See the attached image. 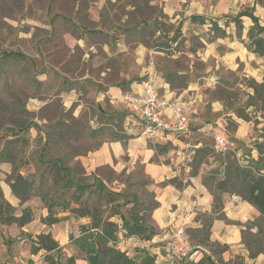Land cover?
I'll return each instance as SVG.
<instances>
[{
	"label": "crops",
	"instance_id": "0c3cea01",
	"mask_svg": "<svg viewBox=\"0 0 264 264\" xmlns=\"http://www.w3.org/2000/svg\"><path fill=\"white\" fill-rule=\"evenodd\" d=\"M246 7L264 24V8L253 0H0V48L8 39L26 59L21 64L24 80L10 79V85L23 82L28 93L9 102L11 113L23 119L22 114L45 103L33 97L34 79L43 94L58 89L65 106H78L83 97L93 103L92 118L106 136L76 159L107 186L128 177L151 193L154 206L146 217L156 264H190L199 251L183 259L169 257L171 235L176 226L194 229L205 218H211L210 242L225 247L224 262L264 264V251H253L248 242L249 235H257L260 212L240 195L217 187L226 173L227 152L219 153L212 137L216 132L225 135L232 142L228 153L242 167L249 158L257 165L258 148L264 157L263 113L251 106L245 109L247 118L234 112L253 93L249 80L264 78V56L247 47L253 22L238 15ZM151 50L160 73L159 94L186 107L187 131L179 138L139 136L129 111L115 101L123 93L141 92ZM228 73L244 81L229 82ZM26 128L25 121L8 137L16 138ZM11 162L12 156L0 148V194L19 216L31 200L21 203L12 192ZM258 165L264 170V162ZM43 210L23 226L2 227L18 226L25 232L23 240L50 232L64 246L68 241L52 233L58 227L37 217L45 216ZM121 242L129 249L141 243L129 238ZM0 264H42V259L29 248L13 251L0 238ZM75 264L86 262L77 259Z\"/></svg>",
	"mask_w": 264,
	"mask_h": 264
},
{
	"label": "rangeland",
	"instance_id": "374dc122",
	"mask_svg": "<svg viewBox=\"0 0 264 264\" xmlns=\"http://www.w3.org/2000/svg\"><path fill=\"white\" fill-rule=\"evenodd\" d=\"M259 6L264 8L261 5ZM253 10L246 7L240 10L238 15L248 16V14H253ZM254 16L257 17L258 21L262 20L259 16ZM4 41L5 44L0 48H4V54L0 58V67L3 69L0 72V148L6 150L8 157L12 156L13 162L11 163L18 167L21 174L34 180L35 191L39 192L41 196L37 197L35 195L30 198L31 207H24L27 211L26 214L30 213L33 216L40 207L44 209L43 212H46L45 216L40 217L39 215L37 217L48 223L49 226L54 223V226L58 227L52 233L58 235L59 241H68L64 245V252H62L67 256V254L72 253L70 235H76L79 224L85 222L86 219H75L69 209L63 205L65 200L72 198L74 192V187L66 188L64 181L71 177L73 180L79 179L85 183H98L99 180L92 179V176L83 170L76 157L96 147L100 139L106 136V133L103 131V126L95 125L96 121L92 118L93 103L87 98L83 97L82 102L78 103V106H76L77 103L65 106L58 96V89L55 91V89L49 88L43 94L41 92L42 88L38 85L36 79L33 80V97L45 103L41 106L38 104L40 107L34 109L32 113L22 114L21 117L23 119L14 118L17 114L11 113L9 102L13 101L14 98H18V96L23 97L25 91L28 93V86L25 88L23 82L22 85H19L15 81H12V85H10V79L22 78L24 80L25 70L24 67L21 68V64L25 63L26 59L14 46L8 44V39ZM19 44H21V40L17 43V45ZM28 46V43L25 42V47L27 48ZM227 76L229 82L244 81L231 73H228ZM238 106L244 105L240 104ZM13 108H15L14 103ZM73 113H76V115H73ZM245 114L247 113L245 112ZM260 116L264 118V114H260ZM25 121L27 122V128L18 137L9 138L8 136H11L12 129L24 124ZM29 127H32V131ZM47 133L50 135L49 141L45 140ZM226 158L229 167L233 168L235 159L232 158L231 153L227 152ZM258 158L264 162L263 156ZM58 162L64 163L66 171L59 169ZM117 179L118 181L121 179L120 182H123L116 186L103 184L113 190L117 198L106 206L105 214L111 215L112 206L115 203L119 204L118 202L122 200L132 198L135 199V202L127 201L126 204L118 206L123 215L127 216V210L134 208L143 209L141 212L142 216L146 214L145 212L148 213L154 204L151 193L144 187L131 182L128 177H118ZM95 198L96 195H92L91 201L95 200ZM101 203L104 204V200ZM71 204L73 205L74 203ZM14 209L16 210V208H13V213L15 212ZM24 209H21L22 213ZM116 218H118L117 215L110 216L111 220H116ZM18 226L4 228L0 225V238L3 242H8L13 251L24 252L29 247L28 238L23 240L25 232L19 230ZM259 240H262V235L258 234L253 237L249 235L248 242L250 241L253 251L257 250Z\"/></svg>",
	"mask_w": 264,
	"mask_h": 264
},
{
	"label": "trees",
	"instance_id": "16d2710c",
	"mask_svg": "<svg viewBox=\"0 0 264 264\" xmlns=\"http://www.w3.org/2000/svg\"><path fill=\"white\" fill-rule=\"evenodd\" d=\"M253 1L264 7V0ZM248 16L251 17L253 24L247 31V47L258 56H264V24H260L253 14ZM249 84L253 93L247 97L244 106L235 105L234 107L236 115L242 118L248 117L245 109L250 106L264 114V78L260 82L250 79ZM226 97H229L228 93ZM49 138L50 135L47 133L45 140L49 141ZM258 152L261 156L262 148H258ZM246 160L247 162L243 164L247 167H242L235 162V166L230 168L226 162V173L217 187L222 191L236 193L257 207L260 218L256 234L262 235V240H259L256 252H262L264 251V170H261L258 165L259 158L257 165L251 162L250 158ZM58 163L59 169L66 171L64 163ZM88 175L94 180H99L93 174ZM8 181L12 192L17 195L21 203L32 196H40L39 192L35 191L34 180L21 174L15 165H12ZM103 184L100 180L98 183L90 184L81 182L79 179L73 180L71 177L65 179L64 186L66 188L73 186L74 192L72 198L65 200L63 205L69 209L75 219L85 218L86 221L79 224L76 235H70L72 253L67 256L62 253L65 246H60L50 232H39L35 236H29L27 239L29 251L31 254L39 255L42 264H75L77 259L84 260L86 264H156V254L150 251V244L144 245V242L148 243L153 235L152 227L147 222V212L142 216L143 209L134 208L127 210V216L123 215L118 206L126 204L127 201L135 202L132 198L122 200L118 202L119 204L115 203L112 206L111 215H106V206L117 198L115 192ZM92 195H96L93 201H91ZM0 198V225L17 223L23 226L32 219V215L30 213L27 215L25 209L20 216H15L13 207L2 199L1 194ZM102 200L104 204L101 203ZM112 215H117L118 218L111 220ZM210 225L211 218H205L201 226L186 229L192 245L200 246L208 251L193 249L191 254L195 251H199L200 254L197 253L190 264H227L221 257L225 247L209 240ZM128 238L135 241L138 239L141 243L131 249L121 246V240Z\"/></svg>",
	"mask_w": 264,
	"mask_h": 264
},
{
	"label": "built area",
	"instance_id": "2783aa9c",
	"mask_svg": "<svg viewBox=\"0 0 264 264\" xmlns=\"http://www.w3.org/2000/svg\"><path fill=\"white\" fill-rule=\"evenodd\" d=\"M160 73L151 50L145 66L141 92L123 93L115 99L126 108L135 123L138 135L147 140H163L169 136L179 138L187 131V112L183 103L175 99L165 98L159 94L158 80ZM168 111V112H167ZM215 149L226 153L231 149L232 142L220 133L212 134ZM247 167V165H243ZM145 246L149 243L144 242ZM200 246L192 245L184 224L175 227L169 242L167 255L174 259H183Z\"/></svg>",
	"mask_w": 264,
	"mask_h": 264
}]
</instances>
